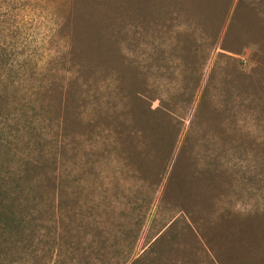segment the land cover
I'll use <instances>...</instances> for the list:
<instances>
[{
    "label": "rangeland",
    "instance_id": "rangeland-1",
    "mask_svg": "<svg viewBox=\"0 0 264 264\" xmlns=\"http://www.w3.org/2000/svg\"><path fill=\"white\" fill-rule=\"evenodd\" d=\"M147 106L175 142L132 127ZM16 185L0 264H264V0H0Z\"/></svg>",
    "mask_w": 264,
    "mask_h": 264
},
{
    "label": "trees",
    "instance_id": "trees-1",
    "mask_svg": "<svg viewBox=\"0 0 264 264\" xmlns=\"http://www.w3.org/2000/svg\"><path fill=\"white\" fill-rule=\"evenodd\" d=\"M198 116L197 111L193 113L191 119L189 120V124L186 126L187 133H185V136L182 140L183 149L184 145L188 141L189 137L193 133L194 130V121L196 117ZM132 127L135 124H138L141 122L140 129L145 130L146 132L151 133V140L152 142L158 141H164L167 143V141H173L172 137H174L175 142V132L180 131L181 128V120L178 115H175L174 113H169V111L163 109V108H150V106H147L144 109L143 114L138 116L136 120H133ZM113 130L112 127L104 126L100 129L99 136L101 138L105 137L108 143V140L111 144L114 141L113 138ZM133 132L132 130H130ZM120 134V133H119ZM120 136V135H119ZM163 139V137H165ZM172 136V137H171ZM94 139V138H93ZM97 140V139H96ZM125 140V139H123ZM126 142V141H125ZM95 142L91 145V150L93 153H97L99 151V148L97 147ZM91 156V155H90ZM12 181V180H11ZM14 183V182H12ZM10 185V182L8 183ZM8 185V186H9ZM9 194H11L9 196ZM5 195L0 200V240H4L9 236L11 231H20L21 225L23 224L24 218L20 216V214L15 210L16 204L20 206L19 201V193L17 191V185L15 186V190L10 193L7 190L0 191V196Z\"/></svg>",
    "mask_w": 264,
    "mask_h": 264
}]
</instances>
